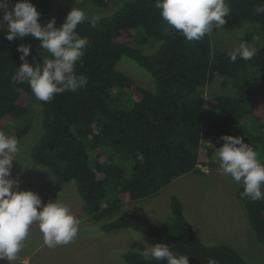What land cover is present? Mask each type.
<instances>
[{"label": "trees", "instance_id": "obj_1", "mask_svg": "<svg viewBox=\"0 0 264 264\" xmlns=\"http://www.w3.org/2000/svg\"><path fill=\"white\" fill-rule=\"evenodd\" d=\"M77 1L31 0L41 14L39 21L55 17L57 27ZM92 1L102 7L108 3ZM227 3L225 24L244 29L246 40L255 33L264 36V14L254 13L264 0ZM77 32L89 41L75 69L87 76L88 84L49 102L38 101L41 134L30 149L32 163L55 176L57 191L74 183L88 218H110L101 223L103 231L140 232L149 245L163 242L174 253L188 256L189 264H208L209 259L216 264H264L246 261L227 244L204 243L174 195L169 198V221L160 227L142 215L120 211L123 203L149 197L181 174L200 173L198 165L212 166L213 149L203 146V139L219 148L223 134L240 136L264 163V55L248 61L238 57L232 63V51L213 49L209 33L197 41L186 40L161 18L155 0H123L112 14L101 16L95 28L85 21ZM19 44L31 46L30 63L41 60L38 39L8 41L0 33V129L6 119H22V127L12 133L17 139L30 129L28 106L18 99L33 95L28 84L11 79L22 63ZM137 44L155 48L145 53ZM123 56L150 72L152 90L115 67ZM249 67L257 68V77L244 76ZM214 79L235 92L205 97L204 87ZM215 109L219 111L213 117L210 110ZM242 191L240 185L236 196L264 249V200L242 199ZM122 259L126 264H163L133 250L125 251Z\"/></svg>", "mask_w": 264, "mask_h": 264}, {"label": "clouds", "instance_id": "obj_2", "mask_svg": "<svg viewBox=\"0 0 264 264\" xmlns=\"http://www.w3.org/2000/svg\"><path fill=\"white\" fill-rule=\"evenodd\" d=\"M155 7L161 18L188 41L202 39L213 27L223 28L225 17L230 13L227 0H155ZM254 13L264 14V3L255 5ZM40 15L31 0H16L14 4L0 0V28L5 29L4 37L13 41L31 35L40 41L42 49L41 60L30 63L27 57L31 46L19 44L17 51L21 53L22 63L11 79L13 83L28 84L38 101L49 102L57 94L87 86V76L78 75L75 69L89 41L77 32V27L87 21L95 28L101 17L89 16L83 9L73 7L57 27L55 17L41 24ZM256 52L255 47L241 42L229 54V59L232 63L238 57L248 61ZM220 139L223 144L219 148L211 146L214 148L212 160L218 164L221 174L242 185V199L264 200V163L258 153L240 136L223 134ZM19 151V141L14 135L0 132V260H7L9 264L24 247L33 224L38 225L44 244L55 248L73 242L81 223L66 203L58 199L44 203L34 191L19 188L18 177H12L13 161H18ZM24 167L38 168L31 162ZM141 255L145 260L163 264H189L188 256L174 253L163 242L145 245ZM208 264L216 262L209 259Z\"/></svg>", "mask_w": 264, "mask_h": 264}, {"label": "rangeland", "instance_id": "obj_3", "mask_svg": "<svg viewBox=\"0 0 264 264\" xmlns=\"http://www.w3.org/2000/svg\"><path fill=\"white\" fill-rule=\"evenodd\" d=\"M122 1L108 0L107 5L102 7L97 6L92 0H78L75 7L83 9L89 16L101 17L112 14ZM4 32L5 29L0 28V33L4 34ZM255 34L250 40H246L244 29H237L228 24H224L221 29L213 27V31L209 33L213 49L230 52L241 42H247L257 49L256 54L264 55V36ZM27 37L32 36L27 35L23 38ZM136 46L145 53L155 48V44H137ZM37 49L39 52L42 51L40 45ZM115 67L144 88L153 89L150 72L133 59L123 56L116 62ZM257 75L256 67H249L248 71L244 72L247 79ZM234 92L235 88L231 85L222 87L218 79H214L204 87L205 97L232 95ZM18 103L28 106L27 118L30 120V129L27 134L18 139L19 162L13 161L12 177H18L21 190L34 191L44 203L58 199L69 205L81 223L73 242L55 248H49L44 244L38 225L33 224L24 247L12 264H126L122 259L125 251L133 250L141 253L145 245L149 244L140 232L127 228L103 231L100 227L101 223L110 218L107 217L101 221L88 218L74 183H66L57 191L54 188L55 176L46 167L32 163L30 149L41 134V108L34 95L30 98L21 96ZM218 111V109L210 110V113L215 117ZM22 122V119H6L1 125L0 132L12 135L22 127ZM201 144L211 147L213 155L214 148H218V144L210 139H203ZM29 162L42 169L25 168L24 166ZM197 167L200 173L181 174L153 195L123 203L120 211L142 215L151 224L160 227L169 221V198L174 195L180 199L184 216L204 243L227 244L238 251L246 261L264 263V249L257 243L247 223L245 209L236 196L240 185L236 184L230 176L221 174L218 164L214 162L205 170ZM0 264H9V262L0 260Z\"/></svg>", "mask_w": 264, "mask_h": 264}, {"label": "built area", "instance_id": "obj_4", "mask_svg": "<svg viewBox=\"0 0 264 264\" xmlns=\"http://www.w3.org/2000/svg\"><path fill=\"white\" fill-rule=\"evenodd\" d=\"M202 170H205L207 166L198 165Z\"/></svg>", "mask_w": 264, "mask_h": 264}, {"label": "crops", "instance_id": "obj_5", "mask_svg": "<svg viewBox=\"0 0 264 264\" xmlns=\"http://www.w3.org/2000/svg\"><path fill=\"white\" fill-rule=\"evenodd\" d=\"M16 260H17V258H16Z\"/></svg>", "mask_w": 264, "mask_h": 264}]
</instances>
